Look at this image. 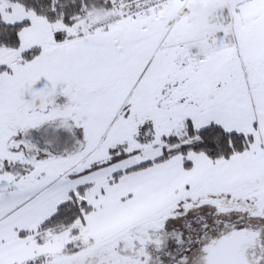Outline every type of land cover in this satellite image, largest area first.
Instances as JSON below:
<instances>
[{
    "label": "snow or ice",
    "instance_id": "obj_1",
    "mask_svg": "<svg viewBox=\"0 0 264 264\" xmlns=\"http://www.w3.org/2000/svg\"><path fill=\"white\" fill-rule=\"evenodd\" d=\"M0 0V264H264V0Z\"/></svg>",
    "mask_w": 264,
    "mask_h": 264
},
{
    "label": "rangeland",
    "instance_id": "obj_2",
    "mask_svg": "<svg viewBox=\"0 0 264 264\" xmlns=\"http://www.w3.org/2000/svg\"><path fill=\"white\" fill-rule=\"evenodd\" d=\"M220 4L221 0H192L188 8L187 16L189 26L193 33V39L188 42V47L189 49H195L197 54L205 51L203 46L204 37L209 27L220 23ZM101 15L99 8L94 7L91 10V19L93 22Z\"/></svg>",
    "mask_w": 264,
    "mask_h": 264
},
{
    "label": "built area",
    "instance_id": "obj_3",
    "mask_svg": "<svg viewBox=\"0 0 264 264\" xmlns=\"http://www.w3.org/2000/svg\"><path fill=\"white\" fill-rule=\"evenodd\" d=\"M94 7H92V10H93ZM99 13H101L102 15L100 17H97L95 19V21H99V20H105L107 19L108 15H109V11L107 9H105L104 7L103 8H99ZM94 21V22H95Z\"/></svg>",
    "mask_w": 264,
    "mask_h": 264
},
{
    "label": "trees",
    "instance_id": "obj_4",
    "mask_svg": "<svg viewBox=\"0 0 264 264\" xmlns=\"http://www.w3.org/2000/svg\"><path fill=\"white\" fill-rule=\"evenodd\" d=\"M93 7L96 8H103V4L100 2V0H93Z\"/></svg>",
    "mask_w": 264,
    "mask_h": 264
},
{
    "label": "clouds",
    "instance_id": "obj_5",
    "mask_svg": "<svg viewBox=\"0 0 264 264\" xmlns=\"http://www.w3.org/2000/svg\"><path fill=\"white\" fill-rule=\"evenodd\" d=\"M214 14V13H213Z\"/></svg>",
    "mask_w": 264,
    "mask_h": 264
}]
</instances>
